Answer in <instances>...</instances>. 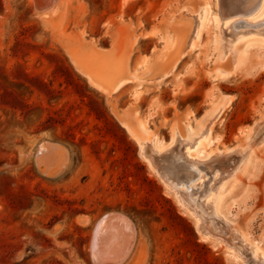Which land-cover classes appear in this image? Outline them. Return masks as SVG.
Returning <instances> with one entry per match:
<instances>
[{"label":"rangeland","instance_id":"374dc122","mask_svg":"<svg viewBox=\"0 0 264 264\" xmlns=\"http://www.w3.org/2000/svg\"><path fill=\"white\" fill-rule=\"evenodd\" d=\"M34 1L0 0V264H263L243 245L242 261H230L226 246L242 237L264 254V147L230 184L223 206L232 227L218 232L203 201L241 155L194 167L171 143L225 98L207 154L245 145L262 120L261 135L264 67L243 72L264 66V49L254 46L245 70L222 80L236 59L220 55V34L216 46L215 30L202 27L187 43L196 14L215 11V0ZM239 1L236 11L248 9L251 0ZM258 8L221 20L247 24L224 26L225 38L263 29ZM127 114L156 136L145 156ZM159 140L169 148L155 152ZM148 159L190 190L181 204L225 244L202 239Z\"/></svg>","mask_w":264,"mask_h":264},{"label":"bare ground","instance_id":"6f19581e","mask_svg":"<svg viewBox=\"0 0 264 264\" xmlns=\"http://www.w3.org/2000/svg\"><path fill=\"white\" fill-rule=\"evenodd\" d=\"M34 1V0H33ZM53 1V0H52ZM258 0H251L250 5L248 6V9H240L239 11H236V7H240V1L239 0H215V11L210 10V8H203L202 10H199V12L196 14V22L194 23V26L191 30L190 37L187 41L188 47H193L194 43L197 41L200 30L203 29L209 30H215V38L213 39L216 44V46L219 44V39L217 38L218 33L220 34V55L230 56L234 57L236 61L234 60V69L230 72H223V74H226L225 77L222 80H226L231 75H234V71L237 70L241 71L244 64H245V58L248 57V54L250 53V50L254 46H258L260 48L264 49V28L263 29H256V30H242L238 32H231L229 31L226 36V31L223 29L224 26H226V30L228 31L229 28L233 25L240 26L243 24V26L247 25L241 22H232L229 24H224L221 22V20H226L229 16L234 17V15L238 16L241 14H250L253 12L256 7ZM35 2V1H34ZM244 2V1H243ZM246 2V1H245ZM36 3V2H35ZM259 3V2H258ZM54 4V2H53ZM220 4V5H219ZM38 5V4H36ZM45 8V6H43ZM38 8V6H36ZM42 8V7H41ZM43 8V9H44ZM40 10V9H39ZM259 10V11H258ZM257 13H253L255 19H257L261 14H264V0H261V5L258 8ZM45 13V12H44ZM47 13V11H46ZM253 27V25H249ZM169 39V38H168ZM171 39V38H170ZM232 57V58H233ZM219 58V57H218ZM233 58V59H234ZM241 63V64H240ZM249 64H246L247 66ZM237 67V68H236ZM248 67V66H247ZM264 66H253L245 72H243L247 76H253L260 72L263 69ZM242 70V71H244ZM236 74V73H235ZM88 79L92 82L91 77H95L93 73L87 72L86 73ZM91 76V77H90ZM123 84V82L119 83L118 87H120ZM97 87L99 85L94 84ZM117 84L114 85L112 91L116 90ZM230 105V100L225 98L222 102L218 103L212 109V111L208 114L209 119L208 122H206L204 125H200V127H197L193 130H190L188 132H177L176 135L172 138L171 145L177 143L178 144V150L179 152H182V160H186L189 164H192L194 167L200 164H205L207 161H209L214 156H221L225 155L231 152H238L240 154L241 159L235 166V168L232 170L231 173H225L226 175H223L220 177V173L215 177V181L217 182L211 185L209 192L205 195V200L203 201V208L204 210L210 215L213 219V225L216 229V231L220 232L223 231V229L230 230L232 227L231 221L228 217V212L226 213L224 211L223 202L226 197V193L228 191V188L230 184L235 182L237 180L238 173L243 166V163H251L252 159L256 155V150L259 148L261 149L264 147V131L261 133L259 137H256V133L259 129L260 124L263 122L262 120L259 121L256 125H254L253 133L250 138L246 140L245 145H239L235 148H232L230 150H221V151H214V154L210 153L207 154V148L212 146L211 144L217 140L213 137V126L217 122H222L224 111L228 109ZM132 118L129 117L127 114L123 117V124L127 126V129L131 136L138 142V144L141 147V153L145 156V142L154 141L156 136L152 134L148 129L144 128V126L141 124V122L136 121L133 122L131 125ZM130 128V129H129ZM255 135V136H254ZM157 144H160L159 146H156L153 144V148L155 152H161L165 148H169V145L166 147L161 148V141H157ZM214 144V143H213ZM170 145V146H171ZM153 169L157 172V174L160 176V179L164 183V185L167 187L168 190H172L174 196L176 197V200L178 204L180 205L183 213L187 215L196 225L197 230L200 232L202 239L204 241H209L214 244V246H219L225 244L223 240H221L216 234H213L211 232H207L205 229V225L201 223L197 217L191 213V211L185 207L180 202L181 198V191L186 190V192L190 191L189 189H186L184 184H175V181H170L167 177L163 175V173L159 172V170L155 167L153 161L151 159H148ZM183 172H180L178 177L182 178ZM185 177V176H184ZM203 177H197L193 180L199 181L198 184H201L200 181ZM178 179V180H179ZM192 182V181H190ZM185 183V182H184ZM196 183H192V187H197ZM103 220V219H102ZM105 221V219H104ZM126 223V222H125ZM111 236V235H110ZM238 238V237H237ZM239 241L232 243L231 246L228 248V245L226 246V257L228 260L233 262H241L242 258L239 254V245L245 246L253 255L255 259H260L262 263L264 264V254L261 249L257 245L251 244L247 239L239 237ZM130 246V245H129ZM236 247V248H235ZM130 252V251H129ZM119 259V258H117ZM258 259V260H259ZM124 261V260H123ZM115 264H118V261L114 262ZM123 263V262H122Z\"/></svg>","mask_w":264,"mask_h":264}]
</instances>
